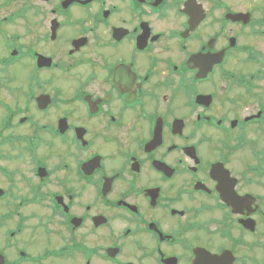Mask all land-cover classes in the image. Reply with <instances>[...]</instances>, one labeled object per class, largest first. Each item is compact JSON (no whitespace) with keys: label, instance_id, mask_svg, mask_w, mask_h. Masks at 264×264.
<instances>
[{"label":"flooded vegetation","instance_id":"af4514ba","mask_svg":"<svg viewBox=\"0 0 264 264\" xmlns=\"http://www.w3.org/2000/svg\"><path fill=\"white\" fill-rule=\"evenodd\" d=\"M264 0H0V264H264Z\"/></svg>","mask_w":264,"mask_h":264},{"label":"rangeland","instance_id":"374dc122","mask_svg":"<svg viewBox=\"0 0 264 264\" xmlns=\"http://www.w3.org/2000/svg\"><path fill=\"white\" fill-rule=\"evenodd\" d=\"M262 141L264 142V138L262 139Z\"/></svg>","mask_w":264,"mask_h":264}]
</instances>
